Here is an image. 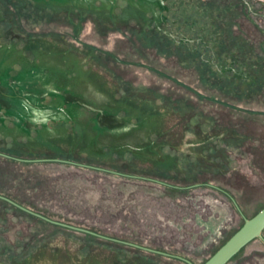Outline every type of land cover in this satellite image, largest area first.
I'll use <instances>...</instances> for the list:
<instances>
[{"label":"rangeland","instance_id":"374dc122","mask_svg":"<svg viewBox=\"0 0 264 264\" xmlns=\"http://www.w3.org/2000/svg\"><path fill=\"white\" fill-rule=\"evenodd\" d=\"M183 37H202L208 48L179 43ZM0 42L52 44L80 55L115 97L146 99L180 115L208 130L216 147L209 158L181 149L172 164L159 166L0 138V218L69 241L79 253L200 264L242 216L264 205V0H162L140 25L94 22L37 0H0ZM1 197L95 234L49 223ZM226 264H264V243L250 241Z\"/></svg>","mask_w":264,"mask_h":264},{"label":"water","instance_id":"95a60500","mask_svg":"<svg viewBox=\"0 0 264 264\" xmlns=\"http://www.w3.org/2000/svg\"><path fill=\"white\" fill-rule=\"evenodd\" d=\"M37 1L53 11L77 12L94 22L139 25L155 16L162 2ZM0 138L59 151L124 155L159 166L172 164L181 149L205 158L216 152L211 133L204 127L146 99L115 97L111 83L88 60L52 44L11 46L0 42ZM3 199L49 223L95 234ZM263 230L264 205L253 215L242 216L240 226L200 264H226L250 241L258 238L264 243ZM0 264L149 263L107 250L79 253L69 241L47 240L0 218Z\"/></svg>","mask_w":264,"mask_h":264},{"label":"trees","instance_id":"16d2710c","mask_svg":"<svg viewBox=\"0 0 264 264\" xmlns=\"http://www.w3.org/2000/svg\"><path fill=\"white\" fill-rule=\"evenodd\" d=\"M172 39H174L173 36H172ZM178 42H179V43H197V44H198V43H202V44H204L205 48H208V46H206V45H207L206 42L203 41V38H202V37H200V38H199V37H196L195 40H192V39H188V38H184V37H183V38H180ZM204 62H205L206 64H207V63H208V64L211 63L210 60H208V59L204 60ZM209 62H210V63H209ZM233 257H234V256H233ZM233 257H232V258H233ZM232 258H231V259H232Z\"/></svg>","mask_w":264,"mask_h":264}]
</instances>
